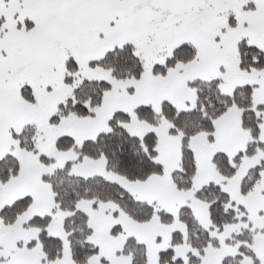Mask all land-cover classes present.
<instances>
[{
    "label": "snow or ice",
    "instance_id": "snow-or-ice-1",
    "mask_svg": "<svg viewBox=\"0 0 264 264\" xmlns=\"http://www.w3.org/2000/svg\"><path fill=\"white\" fill-rule=\"evenodd\" d=\"M0 264H264V0H0Z\"/></svg>",
    "mask_w": 264,
    "mask_h": 264
}]
</instances>
